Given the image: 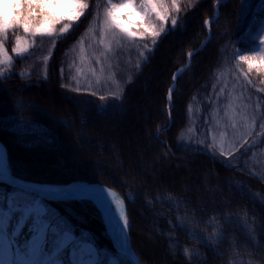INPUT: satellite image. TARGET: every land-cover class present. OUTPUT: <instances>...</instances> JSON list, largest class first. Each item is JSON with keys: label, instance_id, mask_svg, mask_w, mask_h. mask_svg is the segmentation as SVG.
<instances>
[{"label": "trees", "instance_id": "16d2710c", "mask_svg": "<svg viewBox=\"0 0 264 264\" xmlns=\"http://www.w3.org/2000/svg\"><path fill=\"white\" fill-rule=\"evenodd\" d=\"M88 2L90 6L85 14L73 22L62 38L59 29L64 23H54L57 16L52 6H47L44 10L50 18L36 21L35 26L49 24L56 29V35L35 36V44L29 49L30 58L26 54L22 62L16 55L12 56L13 76L0 85V141L6 147L14 174L40 183L82 181L115 189L126 203L131 244L143 264H163L158 250L152 254L141 244L143 237L137 223L144 220L153 239L161 245L159 248L167 264H189L183 254L185 246L193 253L191 264H230V261L241 264L242 260L260 264V257L264 256V175L254 173L250 165L244 164V153L239 148L223 149L225 154H221L214 124L224 95V90L222 93L220 90L226 84L245 77L257 91L264 88V73L255 70L260 62L255 61L253 70L249 71L248 65L236 58L238 49L252 46L247 36L249 31L258 34L259 17L264 15L255 11L259 0H252L251 11L242 0H221L220 5L215 0H181L175 30L169 20L166 33L160 35L155 46L150 35L133 41L113 29L106 38L113 51L108 52L106 58L101 40L105 39L107 5L105 0ZM216 5L220 15L208 29L204 21L215 14ZM171 18H177L174 11ZM15 36L23 37L26 33L22 28L9 32L5 47L11 53ZM205 39L206 46L202 45ZM144 45L153 50L149 52ZM141 51L143 56L139 55ZM189 52L196 54L174 81L175 71L187 63ZM243 54L252 55L251 52ZM45 57H48L46 61ZM219 58L223 61L216 66ZM45 69L47 80L43 79ZM20 72L30 74L31 79L22 80L15 75ZM174 82L169 103L168 91ZM61 84L78 87L81 91L73 92L68 87L62 88ZM260 93L264 96V92ZM101 96L105 97L103 101ZM50 99L69 111L66 118L62 111L58 113L42 102ZM102 104L108 106L106 111L99 107ZM190 116L197 117L194 125L188 121ZM110 125L114 127V134L107 131ZM166 126L167 131L158 133V128L163 130ZM95 132L102 139L97 155L110 159L109 163H100L97 169L42 173L27 163L24 155L27 152L45 155L55 147L66 151L70 142L61 140V135H69L76 150L84 148L91 154L89 145L97 137ZM130 135H134L135 142H140L142 148L121 151L119 145L126 143L125 137ZM106 147L114 149L109 153ZM142 154L145 156L140 159ZM118 169L124 175H111ZM0 190L9 195L12 192L11 186L3 183ZM128 193L134 197L133 201L128 200ZM173 202L179 207H174ZM47 203L75 226L77 235L81 230L89 233L99 250L115 255L116 249L92 201ZM245 213L250 225L255 218V231L251 236L239 220ZM178 215L186 217L183 227L177 223ZM229 216L232 218L226 220ZM169 221L176 227L170 226ZM208 221L217 229L223 226V238L218 243L209 244L205 240L209 236L216 240ZM190 230L197 238L188 236ZM253 236L259 240L258 247L254 245Z\"/></svg>", "mask_w": 264, "mask_h": 264}, {"label": "snow or ice", "instance_id": "6c2138e0", "mask_svg": "<svg viewBox=\"0 0 264 264\" xmlns=\"http://www.w3.org/2000/svg\"><path fill=\"white\" fill-rule=\"evenodd\" d=\"M58 3H63L72 9V14L54 19V23L68 21V23H64L59 29V34L62 38L72 28L73 22L79 21L85 14L90 6L88 0H11L10 3L9 0H0V65H3V67H0V85H2L4 79H11L13 76L11 70L14 67V60L5 47V41L8 38L9 32L15 28H22L26 34H30L32 37L37 35L55 36L56 29L54 27L44 29L35 26V22L40 19H49V14L44 9L49 5H56ZM105 3L107 5L104 9L103 35L105 39L101 40L106 50L104 53L105 58L108 52L113 51L111 42H108L106 39L110 30L119 29L121 34L126 35L133 41L137 36L140 39H144L150 35L152 37V45L155 46L160 35L166 33L169 20L172 30H175L178 14L181 12V0H120V3H114L113 0H105ZM215 3L220 5L221 0H215ZM242 3L245 4L247 10H252V0H242ZM126 6L138 8L147 20V27L143 32L136 33L129 31L116 22L117 17L115 13L118 9ZM97 7H99V4ZM7 8L13 10L11 17L5 11ZM25 10H27L26 13ZM173 11L177 14V18H171ZM255 11L259 14H264V0H259ZM219 15L220 13L217 9L213 20H205L204 24L210 29L211 23L215 19H218ZM247 36L253 42L252 46L243 50L238 49L236 51V58L239 61L247 62L249 71L253 70L254 64L252 62L259 61L260 63L255 65V70L258 73H264V15H260L259 17L258 34L253 35L249 31ZM113 39H115V36H113ZM34 44L35 40L29 43L20 36H15V46L12 48V52L22 62L26 54L30 58L29 49ZM117 44H119V41H117ZM120 46L123 47L122 45ZM143 47L149 52L153 50L152 48H148V45H144ZM203 47L201 50H203ZM244 52H251L252 55H245L243 54ZM195 54L189 52L187 55L191 58ZM139 55L143 56L144 54L141 51ZM44 59L46 61L48 57ZM144 59L147 61L148 58L144 57ZM97 63H100V61L97 60ZM136 67L139 68V64ZM183 71L181 69L180 73ZM101 72H103V67H101ZM61 74L63 75V69L61 70ZM15 75H19L22 80L31 79V75L26 72L16 73ZM43 79L47 80L46 69L43 72ZM175 79L176 75L173 76L174 81ZM128 83H131V79H129ZM248 84H252L251 80H248ZM61 87H68L73 92L81 91L78 87H71V85L61 84ZM173 90V88H170L168 91V100L170 102ZM258 91L264 92V88H259ZM220 92L222 93L223 89ZM91 94L93 96L96 95L95 92ZM104 99V96L100 97V100L103 101ZM246 100L252 101L253 97L249 96ZM260 104V99L256 98L255 107L249 112L246 106L241 119L244 129H251L252 131L256 130V122L259 120V130L256 134L264 136V112L260 111ZM99 107L106 111L108 106L102 104ZM189 112H191V106H189ZM169 119H171L170 109ZM205 123H208V121L206 120ZM231 127L236 129L237 125L233 123ZM167 130V126L163 130L157 129L158 133ZM249 135H251V131H249ZM244 144H248L247 139L243 141L240 147H243ZM251 147L252 145H249V148ZM210 154L215 156V153ZM221 154H225L223 144H221ZM228 154L230 155L231 153ZM252 171L255 173L256 170L253 169ZM0 183L10 185L12 188L10 195L0 190V264H139L128 243L127 229L129 228V218L126 214L125 201L119 198L116 193H109L102 187H89L83 184L64 187H34L21 183L13 177L2 145H0ZM109 196H111V199H109ZM169 199L171 198L169 197ZM84 200L94 202L103 213L115 244V255L106 250H99L92 242L89 233L81 230L80 234L77 235L75 226L60 216L47 203L53 201L70 202ZM128 200H134L131 193H128ZM113 201L115 202V207L113 206ZM173 206L179 207L176 202H173ZM247 217L248 214L245 213L244 216L239 217V220L242 227L251 236L255 231V218H252L253 223L250 225ZM231 218V216L225 217L226 220ZM185 220L186 217L177 216V223L181 227L184 226ZM213 220H215V217H213ZM206 223L213 227L216 240L213 241L211 236L206 237L205 240L209 244L218 243L223 238V226L217 229L212 221ZM169 224L172 227H176L171 221H169ZM188 236L190 238H197L191 230L188 232ZM170 239L173 238L170 237ZM253 242L256 247L259 246V240L256 236H253ZM169 246L173 247L171 244ZM183 254L189 260V264H191L193 255L191 250L185 246ZM196 255H199V253L197 252ZM241 264H256V261L242 260ZM260 264H264V256L260 257Z\"/></svg>", "mask_w": 264, "mask_h": 264}, {"label": "rangeland", "instance_id": "374dc122", "mask_svg": "<svg viewBox=\"0 0 264 264\" xmlns=\"http://www.w3.org/2000/svg\"><path fill=\"white\" fill-rule=\"evenodd\" d=\"M11 0H9V3ZM114 3H120V0H113ZM56 16H66L72 14V9L64 5L63 3H58L56 5H51ZM7 15L11 17L13 10L11 8L5 9ZM117 17V23L122 25L124 29H127L129 31H133L136 33L143 32L145 28L147 27V20L143 17L142 13L139 11L138 8L133 7H123L117 10L115 13ZM62 23H68V21H62ZM38 27H42L44 29L52 28L49 24H42ZM119 30V29H117ZM120 31V30H119ZM39 36V35H37ZM137 36L136 38H138ZM22 39L28 41L31 43L34 40V37H32L30 34H26V36L21 37ZM9 55L13 56L15 53L9 52ZM220 61V62H219ZM223 59L220 58L216 61V66L221 65V62ZM255 65V61L252 62ZM246 65H248L247 62H245ZM224 95L221 103V108H218V115L214 117V119L219 117V120L216 119L214 121L215 128L218 131V137H219V145L223 144V149L228 150H236L237 148L241 149L242 153H244V160L246 166L248 167L250 165L251 169H255L257 173L264 175V136H258L256 132L259 130V124L260 121L257 120L256 122V130L252 131L251 129L245 130L242 126V116L244 115L245 108L247 106V110L250 112L253 107H255V100L256 98H259L261 101L260 104V111L264 112V96L258 92L255 88H253L251 85H249L246 81L245 77H242L241 81L236 82H229L224 87ZM253 97L252 101H247V97ZM147 99L150 98V95H146ZM43 103L48 104L50 107H53L56 109V111L59 113L62 111L61 114H65L64 118L68 116V110L67 109H61L62 106H59L57 103H55V99L49 100V101H42ZM144 106L142 107V110ZM61 109V110H60ZM141 110V113L143 114ZM216 111V110H215ZM142 114H138L139 117H141ZM58 116V114H55ZM192 117V116H190ZM71 120V117L69 118ZM91 118H89L90 120ZM68 120V121H69ZM197 120V117L195 118H188V121L190 125H194V122ZM188 122V123H189ZM235 123L237 125L236 129H233L231 125ZM114 127L112 125L107 127V131H110L114 134L113 131ZM80 130V129H79ZM77 131L76 129L74 132ZM106 131V130H105ZM249 131H251V135H249ZM74 132L71 133V137H74L75 140V134ZM226 133V135H225ZM95 135H99L96 134ZM71 137L69 135H61V140L69 141L66 148V151L60 150L59 148L52 149V151H49L45 153H36V152H27L24 153L25 157L27 158V163H29L33 168H35L36 171H40L42 173H68V172H88L93 169H97V166L100 165V163L106 162L109 163L110 159H103L100 157L99 149L100 144L102 142V139L98 136L96 137L95 141L89 145V149L92 152L91 154L89 152H86L83 148V150H76L74 147H72L71 144ZM104 137V136H103ZM113 138V136H112ZM126 143H123V145H119V148L121 151H129L131 148H142V145L140 142L136 143L134 139V135L126 136L125 137ZM115 139V138H113ZM129 139H132L131 141ZM247 139L248 144H244L243 147H240V145L243 143V141ZM76 144V142H74ZM249 145H252L251 148H249ZM113 148V147H112ZM112 148L110 149L106 147V150H109V153L112 151ZM114 149V148H113ZM246 152H245V151ZM108 153V154H109ZM255 153V155H253ZM136 156V155H135ZM145 155H140L141 157H144ZM184 158V156H179L178 158ZM89 159L91 161H89ZM191 159V158H189ZM188 159V161H190ZM191 162V161H190ZM26 163V164H27ZM85 163V165H84ZM179 163H183L182 161H179ZM116 167V165H114ZM150 168V166H149ZM151 169V168H150ZM128 170V169H127ZM127 170H124L123 172L125 174H128ZM126 171V172H125ZM121 169H118V171L113 170L111 172L113 176H119V174L124 175L123 173H120ZM137 229L141 231L142 234V241L141 244L144 246L145 249H147L149 252L153 254V252H157L161 256L160 259L163 264H167V260L163 257L160 250V244L156 243V241L153 239L152 232L148 225L146 224L145 220L143 222L137 223ZM159 248V249H158ZM160 250V251H159ZM158 256V255H157Z\"/></svg>", "mask_w": 264, "mask_h": 264}, {"label": "water", "instance_id": "95a60500", "mask_svg": "<svg viewBox=\"0 0 264 264\" xmlns=\"http://www.w3.org/2000/svg\"><path fill=\"white\" fill-rule=\"evenodd\" d=\"M213 18H214V17H213ZM210 20H211V19H210ZM186 66H187V64H186L185 66L181 67L180 69H178L177 72H176V74H177L181 69H184ZM174 85H175V84H173V86H172L171 88H173ZM0 143L4 146V144H3L1 141H0ZM4 148H5V146H4ZM5 154H6V159H7L6 148H5ZM7 162H8V160H7ZM8 164H9V163H8ZM9 167H10V170H11V172H12V174H13V177H14L15 179H17L18 181H20L21 183L28 184V185H31V186H34V187H45V185H47V186H54V185H55V184L36 183V182H33V181H28V180L21 179V178L15 176V174H14V172H13V169L11 168L10 165H9ZM72 184H83V185H86V186H89V187H97V188L102 187V188H104V189H108V190H110V191L116 193V195H117L119 198L123 199V197H122L117 191H115L113 188L108 187V186H106V185H104V184L90 183V182H80V181H75V182H73ZM123 200H124V199H123ZM93 203H94V202H93ZM94 204H95V203H94ZM95 206H96V205H95ZM96 207H97V209H98V211H99V213H100V215H101V218H102V220H103L104 227H105V231L107 232V235H108L109 239L111 240L113 246L115 247L114 241H113V239H112V237H111V235H110V232H109V229H108V227H107L106 221H105V219H104L103 213L100 211V209L98 208V206H96ZM125 208H126V203H125ZM127 231H128V243H129V245H130V248H131L132 252L134 253L135 259L139 262V264H143V263L139 260V257L137 256V254L135 253V251H134V249H133V247H132L131 239H130V234H129V228L127 229Z\"/></svg>", "mask_w": 264, "mask_h": 264}, {"label": "bare ground", "instance_id": "6f19581e", "mask_svg": "<svg viewBox=\"0 0 264 264\" xmlns=\"http://www.w3.org/2000/svg\"><path fill=\"white\" fill-rule=\"evenodd\" d=\"M0 145H2L1 143H0ZM3 146V145H2ZM4 147V146H3ZM4 150H5V148H4ZM70 185H74V184H72V183H69V184H63V185H54V186H58V187H64V186H70ZM45 186H47V185H45ZM105 190H107L109 193H112V191H110V190H108V189H105ZM109 199H111V196H109ZM113 206L115 207V202L113 201Z\"/></svg>", "mask_w": 264, "mask_h": 264}]
</instances>
